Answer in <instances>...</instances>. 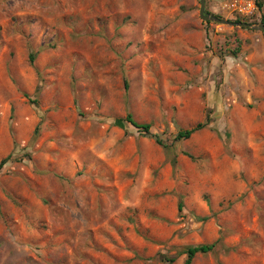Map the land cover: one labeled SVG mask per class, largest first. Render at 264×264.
I'll return each instance as SVG.
<instances>
[{"label": "rangeland", "instance_id": "obj_1", "mask_svg": "<svg viewBox=\"0 0 264 264\" xmlns=\"http://www.w3.org/2000/svg\"><path fill=\"white\" fill-rule=\"evenodd\" d=\"M199 9L0 0V264H264V36Z\"/></svg>", "mask_w": 264, "mask_h": 264}, {"label": "trees", "instance_id": "obj_2", "mask_svg": "<svg viewBox=\"0 0 264 264\" xmlns=\"http://www.w3.org/2000/svg\"><path fill=\"white\" fill-rule=\"evenodd\" d=\"M256 7L258 8V11H261L262 9V3L261 1L257 0L256 1ZM236 23H240L239 19H235L234 20ZM262 25H264V20H263V16H262V20L260 22ZM31 60H33L32 57H30ZM130 124L132 126H134L137 129H140L142 131H144L145 133H149V128L150 126L148 124H138L136 123L132 116L130 114H127L124 118H117L114 120L113 124L114 126H116L117 128L123 129L125 127V124ZM203 127V124H198L196 127L186 130V131H180L177 136L176 139H188L195 131L201 129ZM156 142H158V140L156 139ZM8 157L4 158L0 161V169L2 168V166L6 163ZM211 249V246H207V245H201V246H195V247H190L186 250V254H187V258L184 261L183 264H191V260L192 258L195 256V254L197 253H206L207 251H209Z\"/></svg>", "mask_w": 264, "mask_h": 264}, {"label": "water", "instance_id": "obj_3", "mask_svg": "<svg viewBox=\"0 0 264 264\" xmlns=\"http://www.w3.org/2000/svg\"><path fill=\"white\" fill-rule=\"evenodd\" d=\"M199 3H200L199 16L204 21L218 22V23H222V24L235 25V26H247V27L252 28V29H258L259 31L262 32V34L264 36V25L258 24L256 26H251V25H247V24L233 23V22H230L228 20L220 19L214 15H211V14H208L205 12V10H204L205 0H199Z\"/></svg>", "mask_w": 264, "mask_h": 264}, {"label": "built area", "instance_id": "obj_4", "mask_svg": "<svg viewBox=\"0 0 264 264\" xmlns=\"http://www.w3.org/2000/svg\"><path fill=\"white\" fill-rule=\"evenodd\" d=\"M245 2V5L242 8V10H246L245 13H248L249 12V9L253 6H255V1L254 0H243ZM238 10V8H237ZM241 10V9H239ZM243 13V11L241 12V14Z\"/></svg>", "mask_w": 264, "mask_h": 264}, {"label": "crops", "instance_id": "obj_5", "mask_svg": "<svg viewBox=\"0 0 264 264\" xmlns=\"http://www.w3.org/2000/svg\"><path fill=\"white\" fill-rule=\"evenodd\" d=\"M261 64H262V68H263V73H264V50L262 51V54H261ZM261 91V97H264V90L262 89H259Z\"/></svg>", "mask_w": 264, "mask_h": 264}]
</instances>
